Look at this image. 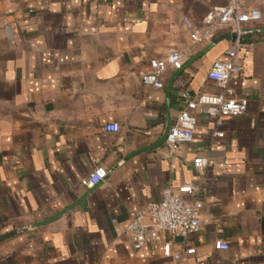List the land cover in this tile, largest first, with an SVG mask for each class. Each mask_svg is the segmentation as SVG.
Wrapping results in <instances>:
<instances>
[{"label":"crops","instance_id":"0c3cea01","mask_svg":"<svg viewBox=\"0 0 264 264\" xmlns=\"http://www.w3.org/2000/svg\"><path fill=\"white\" fill-rule=\"evenodd\" d=\"M225 3L0 0V237L12 234L0 240V264H264V34L239 39L243 76L230 89L245 112L220 126L197 114L188 146L171 152L161 142L182 92H219L207 73L235 44L224 39L185 66L228 30L192 43L182 20L201 31ZM247 6L264 27V0ZM173 49L184 60L169 96V67L162 89L143 86L149 61ZM108 124L119 131L104 132ZM196 156L205 169L192 167ZM96 166L105 180L82 189ZM182 184L198 189L202 230L134 250L123 227ZM162 243L195 253L164 258Z\"/></svg>","mask_w":264,"mask_h":264},{"label":"built area","instance_id":"2783aa9c","mask_svg":"<svg viewBox=\"0 0 264 264\" xmlns=\"http://www.w3.org/2000/svg\"><path fill=\"white\" fill-rule=\"evenodd\" d=\"M248 0H226L222 6L211 8L202 18L201 31L184 18L182 24L188 32L192 43L202 40H211L216 31L227 29L228 32H238L243 25H258L262 20L260 11L248 8ZM226 50L224 60H215L207 73V78L218 88L217 94L197 93L190 94L184 91L180 95L183 108L171 125L164 144L173 152L180 146H188L192 142L193 132L197 123L196 115L207 116L214 120L217 126L221 125L223 117H238L245 110L247 101L239 98L230 89V82L234 77L243 76V66L237 57L239 41ZM184 54L177 49L170 50L165 57L150 60L148 70L141 73L140 80L143 86L152 89H162L164 83L162 76L167 68L176 71L181 68ZM104 132L117 133V124H108L103 127ZM213 138H223L220 131L212 132ZM207 159L196 156L192 160V167L203 170L207 167ZM107 172L104 168L96 166L80 181L82 189H90L105 180ZM202 202L199 199L198 189L191 184H182L176 191L165 188L161 200L147 204L136 213L123 227L122 236L130 242L134 250H140L147 245L160 243L161 236L167 235L171 239L185 240L188 236L198 234L202 230L200 217ZM214 249L227 250L228 246L221 241H215ZM195 250L188 248L173 251L168 243L161 244V254L164 258L178 260L182 254L193 255Z\"/></svg>","mask_w":264,"mask_h":264},{"label":"water","instance_id":"95a60500","mask_svg":"<svg viewBox=\"0 0 264 264\" xmlns=\"http://www.w3.org/2000/svg\"><path fill=\"white\" fill-rule=\"evenodd\" d=\"M257 34H264V27L262 26H255V27H252V28H241L238 32H227L226 34H223L215 39H213L210 44L205 48V50H203L202 52H200L199 54H197L196 56L192 57L190 60H188V62H186L185 66L187 64H189L190 62H192L193 60L201 57L204 53H206L209 49H211L214 45H216L218 42L224 40V39H228L230 40L231 42H236V41H239L240 38L244 37V36H247V35H257ZM183 66H181L182 68ZM181 68L176 70L173 75L171 76L167 86H166V93H167V96H169L170 94V91H171V88H172V84H173V81L175 79V77L179 74V72L181 71ZM171 125L168 124L167 128H166V131L163 135V138L161 140V142H164L165 140V137L170 129ZM83 199V198H82ZM81 199V200H82ZM49 222H44L43 225L47 224ZM12 234H8V235H4V236H1L0 237V240L10 236Z\"/></svg>","mask_w":264,"mask_h":264},{"label":"rangeland","instance_id":"374dc122","mask_svg":"<svg viewBox=\"0 0 264 264\" xmlns=\"http://www.w3.org/2000/svg\"><path fill=\"white\" fill-rule=\"evenodd\" d=\"M258 25H260V23Z\"/></svg>","mask_w":264,"mask_h":264}]
</instances>
